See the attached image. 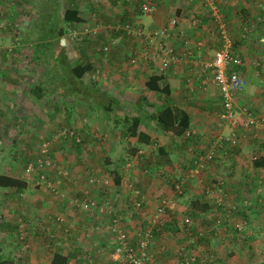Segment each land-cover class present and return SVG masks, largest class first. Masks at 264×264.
<instances>
[{
	"label": "crops",
	"instance_id": "crops-1",
	"mask_svg": "<svg viewBox=\"0 0 264 264\" xmlns=\"http://www.w3.org/2000/svg\"><path fill=\"white\" fill-rule=\"evenodd\" d=\"M150 2L154 5L153 12L150 14L141 13L134 21L143 25V28L151 30L149 28L155 29L165 23L168 24L169 19L175 20L167 42L173 47L179 60L172 62L165 71L164 83L167 95L166 100L161 101L160 104L164 102V104H171L184 110L188 116V125L181 135H173L159 131L154 128L153 123L149 124L141 119L138 123V130L143 131L149 137V141L153 143H137V146L144 152L139 163L132 161L133 164L140 165L138 167L134 168L131 165L128 166L129 169H123H126V172H122L123 166H114L116 162L110 161L106 164L103 162V158L100 160V166L93 162L101 154L108 160L107 157L112 150L110 141L114 142L120 139L119 142L126 144L127 150L125 140L129 139L132 143L136 139L134 136L121 139V124H125L117 117L118 113L124 114L123 110H127L128 106L136 103L135 100L139 97V92L144 89V81L154 67L141 60L135 64L128 63L127 59L130 57L131 50L137 47L143 48L140 47L142 45L140 42L134 41L135 39H127L123 35L122 38L113 39L114 44L109 46L105 54H99L101 58L94 65L90 61V64L98 70L96 77L93 76L94 80L99 82L97 91L94 89L91 92L90 99H83L82 93H85L87 88L80 90L77 85L74 89L75 94L64 98L68 99L66 100L67 107L61 108L62 111L56 110L55 113L45 103L48 93L38 97L32 95L29 90L25 91L26 81L23 78L36 77V73L23 68L0 69V174L16 177L26 182L25 188L20 192H16L11 187L0 188V264H41V258L36 260L39 255L35 251V241L31 240V243H28L30 247L27 246L25 249L20 248L19 242L16 241V223L21 218L18 216H22L23 223L26 221L31 223L35 220L34 216L38 211L41 213L43 209L50 212L57 210V214L54 215L63 219L60 224L53 221V225L57 224L58 226L53 229L57 230L58 228L60 233L59 236L55 234L57 237L68 236L63 233L62 228H67L68 233L72 234L75 227L69 219L80 218L81 221L83 219L85 224L78 222L82 231L86 227L98 223L95 220L92 221V216H88L71 202L72 198H81V190L86 188V180L74 189L77 193L74 197L62 198L59 200V205L57 202V206L52 207L49 202L51 197H49L46 188L44 186L34 187L24 175V166L20 168L13 159L25 152H35L38 145L36 144L37 140L26 129L27 126H37L33 129V133L38 132V136H44L43 132H46L47 129H53L67 120L70 123L74 122L75 127H79L78 130H81V134H85L88 139L93 132L113 129L112 136H109L106 142L102 141L101 145L86 147L87 151L83 154H85L84 157L88 164L84 165V168L78 165L74 166V169H69V178L72 172L95 171L94 166L104 167L103 170L107 172L110 168H107V165L111 166L109 171L114 168L118 169L120 178L118 184H114L112 177L107 173L109 176L107 186H103L102 183L97 185L102 188V190L100 188L98 190L100 195L95 193L96 188L90 190L89 195L106 199L110 196V191L106 196L110 186L113 190L121 189L123 196L113 199L126 201L125 208H121V210L119 208V211L116 209V212L122 217L121 222L124 229L127 228L125 218L136 221L135 231H129L131 235L149 229L147 221L152 218L160 199L164 198L170 201L171 198L174 201L177 194L172 191L174 198L170 197L169 188L165 189L167 185L164 186L153 177L158 167L161 166L158 163L163 164L161 169L164 170L166 177H174V180L171 181L173 185L180 177L184 180L183 189L189 191L187 205L193 207H189L192 209L188 208V210L192 211L191 214L194 215L196 212L200 216L194 222L190 217V212L184 210L186 216L183 215L182 218L188 217L190 224L189 226L183 225L184 229L181 234L184 240L181 244L176 242L180 240L178 238L180 234L176 230L173 229L174 231L170 232V229L161 228V226L156 230L151 229L152 240L148 246L151 260L148 264H152V262L155 264H176L184 258L190 259V264H264V163H262L264 162V0H214L225 20L233 43V52L243 60L240 72L245 78L246 84L244 89L236 95L235 102L238 106L246 108L260 123L256 126H244L243 118L239 119V126L234 130L236 144H224L221 149L217 148L213 160L206 165L205 169H196L195 158L209 149L215 136L226 134L230 130L220 118L221 98L217 88L211 82L203 85L201 81L205 76L211 74L209 69H202L203 62H208L212 52L220 45L219 38L216 36V26H213L208 10L202 6L199 0H150ZM258 2L261 6L257 5ZM243 26L248 29L245 33H242ZM116 39H118L117 42ZM183 40H186V44ZM97 49L98 47H96ZM113 68H116V73H112ZM116 77H120L121 80ZM160 95L161 97L165 96L163 93ZM53 96L59 97L55 93ZM147 97L148 102L154 103L153 108L158 107L155 105L157 103L155 102V92H149ZM107 98L116 101L115 104H112L113 112H110L109 115L105 114L102 107L95 104L103 105L105 103L104 105H106ZM82 113L86 114L84 118L87 124L81 128L80 114ZM44 126L47 129H44ZM115 127L120 128L117 131ZM20 129H23L24 133ZM187 132H190L191 136H186ZM55 146L56 143H53L51 151L55 157H59ZM157 148H161V153L157 154L158 156L156 155ZM141 149H138V153ZM154 149L155 154H149ZM162 154V158H159ZM257 161H261L262 164L255 165L254 162ZM152 162H156L157 166L149 168L152 170L148 173L149 176L145 174L147 172L145 166L149 164L150 167ZM85 176L82 177V180ZM126 180L136 185L144 196L142 216L131 211L129 190L124 184ZM214 181L221 182L227 194L222 205H216L215 193H202L204 185H210ZM196 185H198V189H196ZM63 186L64 182L60 185L61 191ZM172 188L171 190H173ZM232 205L235 208H240L242 212L235 213L229 210ZM211 206L213 207L211 208ZM70 208L77 212L75 217H73L74 213H71ZM115 208L117 207L115 206ZM168 210L165 209L163 217L168 214ZM51 216L53 215L47 217L51 218ZM89 218L92 222L89 221ZM166 219L170 221V216L168 215ZM88 221L91 222V225H88L90 224ZM99 222L104 224V221ZM78 226L76 227L78 228ZM195 226L198 227L195 228ZM91 234L96 236L97 241L89 245L90 252L91 248H93V252L95 251L97 243H104L102 247L101 245L97 246L104 251L108 248L105 254L95 256L93 264H123L113 260V240L109 245L105 244L108 242L106 238H112L111 235L103 230L90 232L89 235ZM98 237L102 240L100 238L98 240ZM193 240L194 242H192ZM131 241H135L134 236L131 237ZM261 243L263 244L261 245ZM62 245L66 246L67 244L63 243ZM59 249L55 252L67 255V263L74 258H77L79 262L82 261L83 264L88 261L86 251L78 254V249L70 251L61 246ZM21 251L23 259L25 257L28 259L27 262L22 260Z\"/></svg>",
	"mask_w": 264,
	"mask_h": 264
},
{
	"label": "rangeland",
	"instance_id": "rangeland-1",
	"mask_svg": "<svg viewBox=\"0 0 264 264\" xmlns=\"http://www.w3.org/2000/svg\"><path fill=\"white\" fill-rule=\"evenodd\" d=\"M142 0H132L131 3H127V2H123L121 0H0V69H8V68H23L24 70H32L33 73H36L37 76L36 77H24L23 80H25V91L28 92V90H31L33 84L37 83L38 80H43L45 78L44 73L47 74H53L56 75L55 73L57 72V69H59L60 67V63H59V57L55 54H53L52 51V46L51 43L53 41V39L47 38L46 37H42L39 36L40 34V25H38L40 20V15L41 13H43L44 11L47 12V9L49 6L56 8V19H57V24H61L62 25V21H60V12L61 9L64 8L67 5H79V12L81 13V16L84 20L83 23H80L78 25H74L71 26V32L70 34H68V36L64 39H61V44L64 45L65 47V56H66V60L70 62V64L74 63L77 60H82L83 61H92L93 65L95 64V62L101 58V56L99 55V53L96 50V47L100 46L101 43H103L105 41V39L108 37V35L110 37H112L113 39L121 37L122 38V34L119 31H111V29L113 28V24L115 22H118L120 20V18L123 19H129L130 21H134L137 19L138 16H140L141 12L138 9V3H140ZM219 4V3H218ZM47 5V6H46ZM92 6V7H90ZM153 12V11H152ZM151 12V13H152ZM169 19V18H168ZM170 21V19L168 20ZM55 25V23L53 21L48 20L47 21V25L46 23L44 24V26L46 27V29L53 27ZM143 26V25H141ZM166 26V23L163 24L160 27ZM115 27V26H114ZM63 28H67L66 25L63 26ZM145 31L147 33L154 31L155 29L153 28H149L151 30H148L147 28H144ZM47 34V33H46ZM45 32H43L41 35H46ZM26 38L28 39V41L26 42ZM67 39V40H66ZM134 41H138L140 42V44H142L140 47H145L146 44H148L146 42V40L138 37L134 36ZM142 39V40H141ZM66 40V41H65ZM119 40L121 41V39L119 38ZM116 42L118 41V39L115 40ZM63 42V43H62ZM82 47H86L85 50H82ZM141 48V49H143ZM44 50V52H42ZM135 50H139V47L135 48ZM40 53V54H39ZM89 53V54H88ZM42 54V55H41ZM39 56V57H38ZM38 57V59L36 60L35 63V59ZM105 57V56H102ZM137 61H135L134 63L131 64H135ZM150 64V63H149ZM120 67V66H119ZM111 70V69H109ZM153 71V70H152ZM58 72L63 73L62 69L58 70ZM112 73H116V68L112 70ZM65 75V74H64ZM66 76V75H65ZM57 78V77H56ZM118 80H121L120 77H116ZM66 79L69 80L70 79L66 76ZM66 79H65V83H66ZM47 81V79H46ZM83 82L79 83L77 81V83H75V81L73 82V86H77L78 85H82V86H86L90 83H88V79L84 78V80H82ZM95 81V80H94ZM98 82V80H96ZM61 82H63L64 84V80L60 79L59 81H52L51 83L49 82H45V84L48 87H54L48 94L46 97V105L47 107H50L51 110H53V113L56 112V110H58V108H60L61 106L58 104H60L59 102L62 101V99L60 98L61 96L57 97V96H53V93L55 91L61 92V91H65L64 87H67L65 85H63ZM99 83V82H98ZM187 85V83H186ZM63 86V87H62ZM68 87H72L71 83H69ZM79 87V86H78ZM55 89V91H53ZM186 90V89H185ZM188 90V89H187ZM69 92V91H68ZM47 93V92H46ZM70 93V92H69ZM63 94V93H62ZM160 95V94H158ZM162 98V99H161ZM156 97L155 98V104H160L161 101L166 100V97ZM59 100V101H58ZM65 100V99H64ZM62 105V104H61ZM152 110V108L150 109ZM86 114H80V124H81V128L82 126H84V124H87L85 122V118ZM65 123L66 126H69L73 129H78L79 127H75L74 122L70 123L69 120L63 122V124ZM57 124H59V122H57ZM109 125V124H108ZM22 126V125H21ZM60 125H57L56 127H54L53 129H47V127L44 126V129L46 128L47 131L43 132L44 136H38V132L36 134L33 133V129L37 128V126H27V130L32 134V136L37 140L36 144H39L41 141L43 140H48L50 141V147L52 148V144L56 143L55 146V150L59 153V157H55L58 160V163L60 165H66L68 167V169H74V166H80L84 168V165L86 166V164H88V161H86L84 155V152L86 153L87 151V146H97V145H101V142L103 141L106 142L107 139H102V140H95L92 136H89L88 142H84L81 145H78L75 143V141H69V140H61L60 138H55V131L57 130V128ZM23 127V126H22ZM20 131H22L24 133L23 129H20ZM96 133H101V132H96ZM102 133H108V130L102 131ZM189 133V132H188ZM27 134V133H25ZM115 135V134H114ZM112 136V133L111 135ZM119 139V138H118ZM117 139V140H118ZM123 139V138H121ZM125 139V138H124ZM120 140V139H119ZM110 141L111 142V152L108 155V160L109 162H116V167L119 166V164L121 163V159H126V157H128V152L126 150V144H122V142L120 141ZM191 142L193 143V139L191 140ZM181 144V141H180ZM195 144V143H194ZM7 146V144H6ZM118 146V147H117ZM35 147V146H34ZM38 145L35 148V151L37 149ZM33 149V148H32ZM119 149V150H118ZM204 149V148H203ZM34 150V149H33ZM53 150V149H52ZM54 150V151H55ZM139 152H143V150L141 149ZM31 153L32 151H30L29 153L25 152L24 154H20L15 156L13 159L14 161L17 163V165L22 168L24 166V164L31 158ZM158 156V155H157ZM163 154L159 156V158H162ZM132 157V156H130ZM104 158V156L101 154L99 157H97V159L93 162V164L100 166V160ZM132 161L137 162L134 157L130 158ZM153 160V159H151ZM144 161V160H143ZM149 163V162H148ZM127 165H129L128 163H126ZM150 164V163H149ZM145 166V170H147V172L145 174L149 175L148 173L151 172L152 170H149V168H153L157 166L156 162H152L151 166L149 167ZM159 165H161L160 167H158L157 172H155L154 176L156 179H158L160 181V183H162L167 189L169 188L170 190V197H173L172 195V184L171 181L174 180L173 178H169L166 177V174L163 172L164 170L161 169V167L163 166V164L161 162L158 163ZM131 167H138L140 165L138 164H131ZM92 166V165H91ZM111 168V166L107 165V168ZM104 168V167H103ZM102 167L97 168L96 166H94V169H96L95 171H88V172H72L71 177L69 178L68 176V180H64V186H63V195L64 197H62L63 199H65L67 196H71L74 197L77 193H75L76 191H74V189H76V187H78L81 183L84 182V180L86 179V176H88L89 172L93 173L94 175H96L97 177H102V179H105L107 182L109 180V176L107 173H109V169L108 172L106 170H103ZM124 168H128V166H123L122 170ZM105 169V168H104ZM70 172V171H69ZM82 174V175H80ZM105 174V175H102ZM86 175V176H85ZM85 178L82 180V177ZM150 176V175H149ZM178 177V176H177ZM107 178V179H106ZM182 180V184H184V180L181 179V177L179 178V181ZM31 183V182H30ZM103 186H107L106 184H102ZM112 186H110L111 188ZM191 188H195L198 189V185H196L195 187L190 186ZM94 188H96L97 190L95 191V193H97L98 195H100V190H102L101 186H92L90 188V190H94ZM107 189V195L109 194L110 191V196H108L106 199H109L111 201L114 202L115 206L117 207L116 209L118 210L120 208H125V200L122 202L121 200H114L113 198H117V197H121L123 196V192L121 191V189L119 188H115V190L111 189ZM185 189V188H184ZM182 190L181 195H176L174 201L170 198V201L168 200V205L166 208H169L168 210V214L165 215V217L167 218L168 215L170 216V223L174 224L175 227L174 228H168L170 229V232L176 230L180 236L178 237L179 242H177V244H181L182 241L184 240V238L182 237V230L184 229V227L181 225V219L182 216L184 215L185 211H189L188 208L192 207L191 205H187L188 204V195H189V191L188 190ZM104 190V189H103ZM48 192V191H47ZM104 193V191H101V193ZM203 192V190H202ZM198 194H200V192L198 191ZM261 194V192H260ZM163 196H167L166 194H163ZM49 197H51V200H49V202L52 204V207H56L57 206V202L59 205V200L62 198H58L56 196H53V194L49 193ZM93 198L95 199H100L98 198V196L92 195ZM166 197V198H167ZM194 197V196H192ZM174 198V197H173ZM49 204V203H48ZM51 207V208H52ZM213 206H211L212 208ZM193 208V207H192ZM189 208V209H192ZM71 209V213L73 212L74 214L73 217H75V213H77L75 210ZM51 210V209H50ZM185 210V211H184ZM119 211V210H118ZM190 212V211H189ZM192 212V211H191ZM190 212V217L193 218L194 222H196V218L199 217L200 215L197 214L196 212L193 214H191ZM211 212V211H210ZM214 212V211H213ZM235 212H237V210L235 209ZM57 214V210H54L53 212L44 210L40 213V211H38V213L36 214L35 220L31 223H29L28 221L24 222L22 221V225L24 230L26 231V233L28 232L27 235V241L28 243H31L32 241H35L36 244H34V246H36V253L37 255H39V257H36V260H39L41 258V264H50V258H51V254L52 252H55L56 250H60L59 246H61L62 248H67V250H73V249H78L77 252L78 254L82 253V252H87V256L88 259H90V264H93L95 261V256H99V255H103V253L105 254L106 251H108L106 248V250L104 251V249L101 250L100 253H95L93 252V248H91V252L89 251V245L92 244V242H96V236H93L92 234H85V230L82 231L80 230L81 227L78 226V222H84L83 219L82 221L80 220V218L75 219H69L70 223L72 222L73 226L75 227V229L72 231V234H68V236H61V237H57L60 235V233L58 232V228L57 230H54L53 228L58 227L57 224L53 225V221L55 216L54 215ZM48 215H53L51 216V218L47 217ZM186 216V215H184ZM213 216V215H212ZM21 217L22 216H18ZM20 218V219H21ZM85 218V216H84ZM92 221L95 220L96 222H98L99 224H101L102 226L105 224L106 218L105 217H91ZM91 218H89L91 221ZM22 220V219H21ZM127 228H125L126 230H128L127 232L129 233V231L136 229L137 227V223L135 220L132 219H124ZM91 224V222H89ZM99 221H104L100 223ZM211 223V222H210ZM85 224V222H84ZM88 224V225H90ZM190 224V223H189ZM195 225V223H194ZM78 226V228L76 227ZM42 227V228H41ZM198 226H195V228H197ZM164 228V227H163ZM174 229V230H173ZM207 229V227H206ZM39 231V233H37ZM57 234V236L55 237H51V234ZM82 233V236H80ZM131 235V233H129ZM108 237V236H107ZM100 237H98L99 240ZM101 239V238H100ZM107 241L105 244L109 245L113 240V237L110 238H106ZM193 238L191 237V240ZM102 240V239H101ZM165 240V239H163ZM194 242V240L192 241ZM63 243H66L67 245L64 246L62 245ZM113 243V242H112ZM100 247L104 245V243L100 244L97 243ZM263 243H261L262 245ZM113 246V244H112ZM28 247H30L28 245ZM24 252V251H23ZM89 252V253H88ZM20 256L22 258V260H27L26 257L23 259V253L21 251ZM19 256V258H20ZM80 264H83L82 261ZM152 264H155V262H152Z\"/></svg>",
	"mask_w": 264,
	"mask_h": 264
},
{
	"label": "built area",
	"instance_id": "built-area-1",
	"mask_svg": "<svg viewBox=\"0 0 264 264\" xmlns=\"http://www.w3.org/2000/svg\"><path fill=\"white\" fill-rule=\"evenodd\" d=\"M129 1V0H123ZM132 1V0H130ZM129 1V2H130ZM203 7H205L212 19L213 26H216V31L218 32V38L220 42V47L215 49L208 62H203L202 69H209L211 74L203 78L202 84L212 83L217 88L220 98H221V112L220 118L224 123L230 128L229 132L226 134H220L215 136L210 144L209 149L197 158L195 162L196 169H202L203 161L212 160L215 156V150L217 148H222L224 144L235 145L236 135L234 130L239 126V119L243 118L244 126H256L260 121H257L246 108L240 107L236 104V95L242 91L245 87L246 81L240 72V68L243 66V60L241 57L230 50L231 39L228 36L227 30L225 28L222 16L219 12L217 4L214 0H199ZM258 6L261 4L258 2ZM138 9L143 14H150L154 7L149 1H141L138 3ZM260 19V18H258ZM174 26V19H171L166 27L157 28L152 32L147 33L145 29L133 21L131 24H123L122 29L125 30L126 34L129 36L140 37L148 44L143 49L133 50V57L130 58L129 63H134L135 61L141 60L146 63H151L156 71L165 73L168 65L172 62L179 60V57L175 55L174 49L167 42L169 33ZM115 29L119 27L115 26ZM247 27H242V33L247 32ZM62 39V38H61ZM60 39V41H61ZM184 39V38H183ZM186 44V40H183ZM102 50L106 51L107 46H102ZM73 133L70 130L61 128L56 134L55 138L61 137H72ZM189 136V133H186ZM78 141L77 137L74 139ZM32 157L25 163L23 172L28 180H33V186H44L46 190L56 197H63V193L60 190V185L69 176V170L66 165H58L56 163V158L50 153V141L43 140L38 144L35 152H33ZM129 164V163H128ZM126 166H130L125 164ZM88 185H94L98 183L106 184L107 181L97 178L88 177ZM182 184V180L179 181ZM179 184H175L174 189L179 192ZM126 188L129 190V206L131 211L139 216L143 214V194L131 181L124 182ZM222 184L219 181H214L210 185H204L202 188L204 194L215 193V203L216 205H222L227 194L224 189H222ZM82 197L72 198L71 202L75 204V207L85 212L88 216L98 217L104 216L106 222L103 226L99 223L93 224L86 227L85 234L90 232L106 231L109 235L113 237V260L119 261L123 264H148L151 260V254L149 252L148 246L152 240L151 229H157L160 226L161 219L164 218L165 209L168 205V200L162 198L159 200V204L156 206L152 218L147 221L149 229H145L143 232H136L130 235L126 229L122 226V217L116 212L114 202L109 199H95L88 195L87 185L86 188L81 190ZM235 206H230L229 210L235 212ZM62 217L55 216L54 221L58 224L61 223ZM183 225H189V218L184 217L181 219ZM65 235L69 234L67 228H62ZM17 232L19 233V238L25 236L26 231L23 228L22 221L19 219L17 221ZM51 237H55V234H51ZM135 237V241H131V237ZM28 246L27 243L22 245L25 249ZM101 248H95V253H100ZM90 259L86 261V264H90ZM77 258L72 259L66 264H80ZM176 264H190V259L184 258L182 261Z\"/></svg>",
	"mask_w": 264,
	"mask_h": 264
},
{
	"label": "trees",
	"instance_id": "trees-1",
	"mask_svg": "<svg viewBox=\"0 0 264 264\" xmlns=\"http://www.w3.org/2000/svg\"><path fill=\"white\" fill-rule=\"evenodd\" d=\"M121 1H123V0H121ZM129 1H127L128 4L131 3V1L130 2ZM142 1H149L150 2V0H142ZM123 2H126V1H123ZM150 4H151V2H150ZM90 7H92V6H90ZM153 7H154V5H153ZM79 11H80L79 5H76V4H74V5L70 4V5H67L64 8H62L61 12H60V21H62V25L57 24V19H56L57 12H56V8H54V7L49 6L47 9V12L44 11L43 13L39 14L40 20H41L38 23V25H40V27H41L39 36H42V37L47 36V38L53 39V41L51 43V46L53 48L52 51H53L54 55L56 54L59 57L58 60L60 63V67H59V69H57V72L55 73L56 75L44 73L45 78L42 81L38 80L37 83L33 84L31 90H29V91L34 96H38V97L42 96V94H44L46 92L49 93L54 88V87H52V88L48 87L45 84V82L51 83L52 81L54 82V81H59L60 79L61 80L63 79L64 84H63V82H61V83L65 86H67V87H64L65 91H61V92L57 91L56 92L55 89L53 90V91H55L54 93L61 96L60 98L62 99V101L59 102L60 104H58V106L59 105L61 106L60 108H58V111H60L61 108L67 107L66 106V100H68V99L64 100V98L70 97L72 94L73 95L75 94L74 89L76 88V86H73L74 81H75V83H77V81L79 83H81V82H83L82 80H84V78L88 79V83H90V84H88L86 86H82V85L77 84L79 86L80 90H82L83 88H87V89H85V93H82L83 99H90L89 95H90V97H92L91 92L94 89L97 91V88L99 86V83L96 80L94 81L95 78L93 77V76L96 77V75L98 74V70H96L97 68H94L90 64L89 61H83L82 62V60H77L74 63L70 64V62L66 60L65 47L60 42L61 38L65 39L68 36V34H70V32H71L70 27L71 26L78 25V24L84 22V20L81 16V13ZM222 19L224 22L225 21L224 18H222ZM48 20L53 21L55 23V25L53 27H50L49 29L48 28L46 29L44 24L46 23V25H47ZM132 22L133 21H130L129 19L120 18V20L118 22H115L112 25L113 28L111 29V31H114V32L119 31L123 35V37L130 39V40H133L134 37L126 34L125 30L122 29L123 24H125V23L131 24ZM64 25H66L67 28H63ZM174 25H175V20H174ZM224 25H225V28L227 30L225 22H224ZM114 26H117L119 28L115 29ZM166 26H167V24H166ZM166 26H163V27H166ZM159 28H162V27H159ZM43 32H45V34L46 33L47 34L41 35ZM227 33H228V31H227ZM216 34H217L216 36H218L217 31H216ZM170 35H171V32L169 33L167 40H169ZM228 36L230 37L229 33H228ZM107 38H108V40L104 41L103 43L100 44V46H98L97 52L99 54H105L107 52L109 46L114 44V40L112 37L108 36ZM27 41H28V39L26 38V42ZM102 46H107V50L106 51L102 50L101 49ZM219 47H220V45H219ZM81 49L85 50L86 47H82ZM230 50L233 51L232 40L230 43ZM131 51H133V50H131ZM42 52H44V50ZM133 56H134L133 53L130 52V57L127 59L128 63L130 62V58H132ZM38 57L35 59V63H36V60L38 59ZM150 65H151V63H150ZM169 66H170V64L168 65V68H169ZM60 69H62L63 73L58 72V70H60ZM64 74L70 79V82L68 79H66V76ZM165 75H166V73L162 74L161 72L156 71V68L153 67V71L147 77V79L144 81V89H142L139 92V94H138L139 97L135 100L136 103L134 104V102H133L134 105H130V106H128L127 110H123L124 114L118 113L117 118L119 119V121H121L125 124V125L121 124L122 134L120 135V137L123 139L124 138L126 139V138H129L130 136H134L136 138L135 141H133L132 143L130 142L129 139H126L125 141L127 143L128 156L134 155V157H135L134 159L137 161V163L140 162V160L142 159V157L144 155V152L138 153V149H141V148L139 146H137V143L138 144L139 143H150V144L153 143V142L149 141V137L143 131L138 130V123L141 119L144 120L145 122L149 123V124L153 123V126L155 129L162 131V132H165V133L173 134V135H181L182 132L184 131V129L188 125V116L186 115L184 110H182L181 108L176 107V106L171 105V104H169V105L164 104V102L162 104H158V105L155 104L158 107L153 108L154 103L148 102L147 94L149 92H155L156 97H159V98H161V95H158V93L159 94L163 93L166 97L167 92L165 91L166 86L164 83L165 82L164 81ZM46 79H47V81H46ZM65 79H66V83H65ZM69 83H71V85H72V87H70V88L68 87ZM89 92H90V94H89ZM101 95H104V93H101ZM94 96H95V94H94ZM162 97H164V96H162ZM91 101H93V99ZM115 103H116V101L113 100L112 98H109V100L107 98V104L106 105H104L105 103L103 105H101L99 103L98 104L95 103V104L100 108L102 107L105 114L109 115L110 112H113L114 106H112V104H115ZM151 108H152V110H150ZM122 116H123V118H122ZM59 125L60 126L57 128V130L55 131L54 134H56L61 128H65L67 130H70L73 133L72 137H61V136H59L58 138H60L61 140L64 139V140L73 141L75 139V137H77L78 141H75V140L74 141L78 145H81L84 142H88V140H90L87 137H85L86 136L85 134H81V132H82L81 130L73 129L69 126H66L65 123L64 124L60 123ZM115 128L118 131V128H120V127H115ZM111 133H113V129H111L110 131L108 130V133H102L101 132L98 134L96 132H93L90 134V136L93 135V138L95 140H102V139H107ZM189 136H191L190 132H189ZM160 149L161 148H157L156 155L157 154L159 155V153H161ZM154 152H155V149L151 150L149 152V154L151 153L152 155H154L155 154ZM50 153H51V155H53V153L51 151V147H50ZM197 158L198 157L195 158V160H194L195 162L197 161ZM213 158L214 157H212V160H213ZM212 160H206L205 159L203 161V166H204L203 168L205 169L206 165L208 163H210V161H212ZM120 161H121V163L119 165H122V166H124L126 163H129L130 166H131V164H133V162L130 158L121 159ZM103 162L106 164L109 163V161L105 158H103ZM195 162H194V165H195ZM56 163L58 165H60L58 163L57 158H56ZM254 163H255V165H259V164H262L264 162L261 163V161H257ZM114 166H116V164H114ZM126 169L122 170V172H126ZM117 171L119 172V170L116 168L109 171V175L112 177V181L114 182V184H118L119 179H120ZM88 177H92L94 179L97 178V179H100L101 181L105 180V179H102V177H97L93 173H90L89 176H87L85 180H87ZM30 181L33 184V180L31 179ZM85 182H86L87 189H88V195L90 192V188L92 186H97L100 184V183H98V184H94V185H88L87 181H85ZM179 183L180 182L178 179L174 183V185L172 184V186H173L172 189H173L174 193H177L178 195H180L182 193L183 187L185 186L184 184L180 183L179 192H177L174 189V186H175V184H179ZM25 186H26V182L23 181L22 179L12 177V176H8L5 174H0V188L11 187V188H14V190H16V192H20L25 188ZM34 187H38V186H34ZM221 187H222V189H224L223 185ZM89 196L92 197L91 195H89ZM81 197H82V195H81ZM166 209H168V208H166ZM236 209H237V212H235V213H241L242 212L240 210V208H236ZM181 225L183 226V223H181ZM160 226H161V228L162 227H165V228H174L175 227V225L170 223V221H168L166 219V217L161 219ZM16 228H17V223H16ZM16 231H17V229H16ZM27 235H28V233H26L25 236L21 237V239H20L19 233L18 232L16 233V241L19 242L20 248L22 247V245L24 243L28 244ZM67 258H68L67 255H63V254L58 253V252H52L51 258H50V264H66Z\"/></svg>",
	"mask_w": 264,
	"mask_h": 264
},
{
	"label": "water",
	"instance_id": "water-1",
	"mask_svg": "<svg viewBox=\"0 0 264 264\" xmlns=\"http://www.w3.org/2000/svg\"><path fill=\"white\" fill-rule=\"evenodd\" d=\"M63 43V42H62Z\"/></svg>",
	"mask_w": 264,
	"mask_h": 264
}]
</instances>
